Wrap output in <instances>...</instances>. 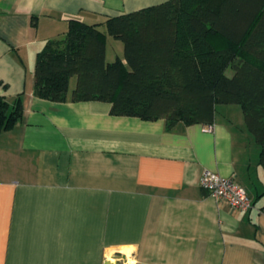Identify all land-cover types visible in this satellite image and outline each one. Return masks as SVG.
I'll return each mask as SVG.
<instances>
[{
    "label": "crops",
    "instance_id": "crops-1",
    "mask_svg": "<svg viewBox=\"0 0 264 264\" xmlns=\"http://www.w3.org/2000/svg\"><path fill=\"white\" fill-rule=\"evenodd\" d=\"M164 1L0 0V96L22 105L0 131V264H264V168L239 104L167 128L72 101L75 85L64 102L34 94L37 53L69 18L97 24L106 60L125 63L105 21ZM204 171L232 178L252 207L211 196Z\"/></svg>",
    "mask_w": 264,
    "mask_h": 264
},
{
    "label": "trees",
    "instance_id": "trees-1",
    "mask_svg": "<svg viewBox=\"0 0 264 264\" xmlns=\"http://www.w3.org/2000/svg\"><path fill=\"white\" fill-rule=\"evenodd\" d=\"M123 56L105 58L97 24L68 19L63 37L37 53L34 94L54 102L97 100L114 115L210 124L219 104L241 106L264 168V0H166L109 17ZM230 67L232 75H227ZM0 96V131L20 117Z\"/></svg>",
    "mask_w": 264,
    "mask_h": 264
},
{
    "label": "built area",
    "instance_id": "built-area-1",
    "mask_svg": "<svg viewBox=\"0 0 264 264\" xmlns=\"http://www.w3.org/2000/svg\"><path fill=\"white\" fill-rule=\"evenodd\" d=\"M200 184L211 196L218 201L227 203L233 209L245 211L252 207V201L246 190L230 177L204 171Z\"/></svg>",
    "mask_w": 264,
    "mask_h": 264
},
{
    "label": "rangeland",
    "instance_id": "rangeland-1",
    "mask_svg": "<svg viewBox=\"0 0 264 264\" xmlns=\"http://www.w3.org/2000/svg\"><path fill=\"white\" fill-rule=\"evenodd\" d=\"M109 39H112V41H111V43H113L112 45L114 46L113 48L114 49H116L117 51H120L121 52V56L123 55V46H121L120 44H118V47H120L121 49H119L118 47H117V44H114L115 43V41H118V42H120V43H122L120 40H118V39H115V38H113V37H111V38H109ZM111 45V44H110ZM226 73L228 74V75H232V73H233V71H232V69L230 68V67H228L227 68V70H226ZM75 78L73 77V78H71V80H70V87H73L74 85H75Z\"/></svg>",
    "mask_w": 264,
    "mask_h": 264
},
{
    "label": "water",
    "instance_id": "water-1",
    "mask_svg": "<svg viewBox=\"0 0 264 264\" xmlns=\"http://www.w3.org/2000/svg\"><path fill=\"white\" fill-rule=\"evenodd\" d=\"M108 262L110 263L111 261H108ZM111 264H114V263L112 262Z\"/></svg>",
    "mask_w": 264,
    "mask_h": 264
}]
</instances>
